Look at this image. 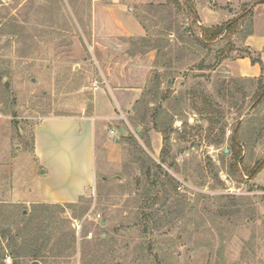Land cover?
I'll list each match as a JSON object with an SVG mask.
<instances>
[{"label":"rangeland","instance_id":"1","mask_svg":"<svg viewBox=\"0 0 264 264\" xmlns=\"http://www.w3.org/2000/svg\"><path fill=\"white\" fill-rule=\"evenodd\" d=\"M254 2L0 0V229L40 203L35 124L89 115L96 97L94 116L115 117L102 119L103 131L120 156L103 163L97 151L95 184L75 207L55 209L54 227L71 228L76 241L43 264H84L82 247L99 237L108 242L91 264H264V166L246 174L264 156V75L238 77L234 68L240 57L259 58L244 44L264 30V6ZM119 5L134 28L107 39L110 27L94 18L106 21ZM240 14L234 34L200 40L201 27ZM155 182L167 192L156 204ZM54 235L50 244L61 231ZM4 253L0 264L7 256L13 264Z\"/></svg>","mask_w":264,"mask_h":264},{"label":"crops","instance_id":"2","mask_svg":"<svg viewBox=\"0 0 264 264\" xmlns=\"http://www.w3.org/2000/svg\"><path fill=\"white\" fill-rule=\"evenodd\" d=\"M264 6V2L258 3ZM256 4L254 9L258 7ZM257 6V7H256ZM264 8V7H263ZM108 19L94 18V25H107V39L128 36L131 15H126L122 5L110 6ZM256 10V9H255ZM254 11V10H253ZM130 20V21H129ZM136 28L139 25L136 24ZM245 46L251 52H257L261 65L251 62L249 56L237 59L235 74L238 77L255 78L264 75V30L247 34ZM233 74V71H231ZM99 103L105 104L102 100ZM96 97L93 99L91 114L51 115L41 118L32 133V154L41 169L38 180L37 202L52 204L75 203L93 186L97 177L95 158L100 151L102 161L116 162L118 158L108 152L110 144L104 137L103 118L94 116ZM108 149V150H107ZM103 152V154L101 153Z\"/></svg>","mask_w":264,"mask_h":264},{"label":"trees","instance_id":"3","mask_svg":"<svg viewBox=\"0 0 264 264\" xmlns=\"http://www.w3.org/2000/svg\"><path fill=\"white\" fill-rule=\"evenodd\" d=\"M262 2H264V0H255L254 3L257 4ZM255 4H253V6H255ZM245 12H250V10H246ZM242 16L243 14H240L224 23L216 24L210 27H201L200 40L209 43L219 37L226 38L227 36L234 34L243 19ZM248 56H251V62H258L262 68L259 58L256 59L251 54ZM263 96L264 89L258 94L257 99L260 100L263 98ZM231 144L233 147L232 157L234 160H236L240 150L236 133H234L231 138ZM151 163L153 164L154 168L162 171V168L159 164L154 163L153 161H151ZM263 166L264 156L258 160L251 169L246 170V174L250 175L252 178L261 171ZM148 173L149 168L147 169V176L150 178V174ZM155 185H158V189L156 190L155 199L152 200L154 204L158 203L157 200L159 198L160 201L161 199L166 200L165 194H167L163 184H158L155 182ZM77 202L64 204L63 207L73 208L76 206ZM59 208H61V205L59 204L40 202L36 206L32 215H24V219L20 222H10V224L13 226V229H0V260L5 256L4 250L9 249L10 255L13 257V264H19L18 260L24 257L28 259L29 264L32 261H38L39 263L43 264L44 262H47L50 257L63 255L65 250L75 245L76 238L71 228L68 231L63 232L62 227H54L53 225L52 220L57 216L55 214V209ZM143 218L145 221L151 220V217L146 213L143 214ZM59 231H61V235L56 238V243L50 244L53 238L52 235ZM2 239L6 241L5 245L2 243ZM107 242L108 240L106 237H99L93 246L90 247L86 244L84 247H82L81 255L84 264L93 263L97 258V251L103 248ZM56 245H59V247L56 248Z\"/></svg>","mask_w":264,"mask_h":264},{"label":"built area","instance_id":"4","mask_svg":"<svg viewBox=\"0 0 264 264\" xmlns=\"http://www.w3.org/2000/svg\"><path fill=\"white\" fill-rule=\"evenodd\" d=\"M111 132H113V131H111ZM71 225H72L76 235L80 238L81 237L80 232L82 229L81 221H79L78 219H72ZM92 235H93L92 231L89 230V231L84 232L82 237H84L85 239H90L92 237ZM5 261L7 264H11L10 256H7Z\"/></svg>","mask_w":264,"mask_h":264},{"label":"water","instance_id":"5","mask_svg":"<svg viewBox=\"0 0 264 264\" xmlns=\"http://www.w3.org/2000/svg\"><path fill=\"white\" fill-rule=\"evenodd\" d=\"M117 130H118L119 133L125 134V130L122 129V127L118 126ZM225 152H227V149L225 150ZM103 224H104V222H103ZM30 264H40V263L38 261H32Z\"/></svg>","mask_w":264,"mask_h":264}]
</instances>
